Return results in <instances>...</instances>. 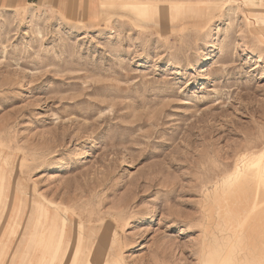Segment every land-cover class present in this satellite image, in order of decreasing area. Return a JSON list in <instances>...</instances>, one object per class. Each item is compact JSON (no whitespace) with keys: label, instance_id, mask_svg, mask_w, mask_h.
<instances>
[{"label":"rangeland","instance_id":"rangeland-1","mask_svg":"<svg viewBox=\"0 0 264 264\" xmlns=\"http://www.w3.org/2000/svg\"><path fill=\"white\" fill-rule=\"evenodd\" d=\"M102 2L0 0V157L26 201L0 264L34 197L111 228L127 264H204L263 222L239 168L264 162V0Z\"/></svg>","mask_w":264,"mask_h":264},{"label":"bare ground","instance_id":"bare-ground-1","mask_svg":"<svg viewBox=\"0 0 264 264\" xmlns=\"http://www.w3.org/2000/svg\"><path fill=\"white\" fill-rule=\"evenodd\" d=\"M106 1L113 0H103L101 3L102 10L105 12L103 16L105 17L108 14L106 12L110 10L109 7L116 6L115 3H105ZM119 6L137 11L138 14L146 15L147 8L153 7L156 10H159L160 5L153 2L139 3L138 1V3H134L133 1L129 3H121ZM184 7V4H173V8L178 10H181ZM198 10L201 11L203 8H198ZM105 20L106 19L104 18L103 21ZM214 45V43H210L209 47H213ZM212 65L213 64L210 62L207 66H205L206 70L210 69ZM203 77L205 78L206 76ZM239 170L240 172L243 171L242 173L245 176L252 175L256 184V188L252 192L255 196L253 203H255V209H257V211L260 207L262 209V206V210L264 211L263 160L255 162L249 159L245 161ZM9 172V167L7 164L5 165L3 159L0 157V221H2V211H5L7 205L10 208V219L8 220L11 221H7L2 224L0 228V261L2 257H5L8 254L7 251L10 247L8 246L7 238L12 237L9 232L4 231L3 225H9L11 227L15 225L20 227L24 213L23 207L26 203L24 199L21 197L18 199L17 195L14 194V196L10 198V202L8 204L9 200H7V197L11 183L9 179ZM227 181L230 182L231 180ZM231 192L234 194L237 191ZM242 192L246 194V196H248V194L251 195L250 190H242ZM21 193L23 194V192ZM234 197L235 196H233V198ZM31 200L33 207L34 204L39 205V207L37 210H30L29 221L27 222V225L24 226L25 228L22 229V234H20L19 239H17L16 247L12 252L13 256L10 264H127L124 261L125 259L122 256L121 250L118 248L117 241L111 237V228L100 225L96 229L89 231L86 226L77 224L73 217L64 213L59 204H56L55 201L52 202L46 197L42 198V196L39 199L34 197ZM233 212L235 211L233 210ZM224 215H226L225 212ZM256 216L257 214L248 213L246 215L244 214L243 218L251 220ZM32 218L35 219V223L31 221ZM237 225H239V223H236L235 225L233 223V226L238 227ZM241 225V232V229L236 231L237 228L234 230L231 228L232 231H234L233 233L235 236L233 235L234 237H232L231 242L229 240L228 243H225L226 245L224 248V243L211 238L207 251H205L206 253H209L210 256L206 258L204 264H264V219L262 224L258 226L251 223H243ZM221 230V232L224 233V228ZM2 263L4 264V261H2Z\"/></svg>","mask_w":264,"mask_h":264},{"label":"crops","instance_id":"crops-1","mask_svg":"<svg viewBox=\"0 0 264 264\" xmlns=\"http://www.w3.org/2000/svg\"><path fill=\"white\" fill-rule=\"evenodd\" d=\"M82 1H103V0H82ZM113 1H149V2H169V1H215V0H113Z\"/></svg>","mask_w":264,"mask_h":264}]
</instances>
